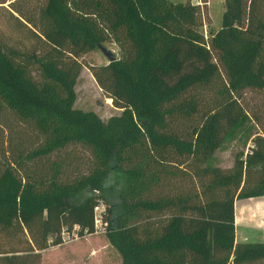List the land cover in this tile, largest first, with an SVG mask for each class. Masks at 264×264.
<instances>
[{
    "label": "trees",
    "instance_id": "trees-1",
    "mask_svg": "<svg viewBox=\"0 0 264 264\" xmlns=\"http://www.w3.org/2000/svg\"><path fill=\"white\" fill-rule=\"evenodd\" d=\"M22 1L10 6L31 43L0 40V109L41 141L0 163V264L39 257L63 226L93 232L100 203L122 264L264 261V241H237L235 223L238 200L264 195V118L243 102L264 88V0H225L210 35L207 0H46L37 12ZM107 40L120 57L89 65L121 108L104 120L74 104L81 57ZM248 118V151L209 163ZM77 145L91 165L70 176V154L54 156Z\"/></svg>",
    "mask_w": 264,
    "mask_h": 264
},
{
    "label": "rangeland",
    "instance_id": "rangeland-1",
    "mask_svg": "<svg viewBox=\"0 0 264 264\" xmlns=\"http://www.w3.org/2000/svg\"><path fill=\"white\" fill-rule=\"evenodd\" d=\"M0 0V40L7 46L22 47L30 44L26 28L17 27L18 21L14 16H19L10 6L12 0ZM46 0H23L24 9L37 12ZM185 1V0H172ZM206 20L201 31L206 35L217 31L223 21L225 0H207ZM15 14V15H13ZM103 44L120 57L119 45L111 40ZM81 60L85 63L77 78L75 89L77 98L75 107L82 110H93L102 119L107 120L113 114H120L121 108L108 101V97L95 80L89 65L108 62L107 56L99 48L85 53ZM244 104L259 112L264 118V88L248 89L244 94ZM259 126L250 118L231 132L229 137L214 151L209 163L219 166H231L239 152H247L253 145V137ZM41 141L30 124L22 122L8 109H0V163L15 158L21 159L26 150L36 147ZM70 154L71 163L65 161V168L70 176L81 172H88L91 165L92 153L85 147L69 146L60 155ZM22 155V156H21ZM53 157V158H54ZM261 227H258V229ZM255 229L257 236L252 241H259L262 230ZM2 240H6L0 236ZM53 237L48 241L47 247L39 252V257L32 256L26 264H122V256L118 249L109 241L106 231L80 236L63 244L52 243ZM264 264V261L259 262Z\"/></svg>",
    "mask_w": 264,
    "mask_h": 264
},
{
    "label": "crops",
    "instance_id": "crops-1",
    "mask_svg": "<svg viewBox=\"0 0 264 264\" xmlns=\"http://www.w3.org/2000/svg\"><path fill=\"white\" fill-rule=\"evenodd\" d=\"M235 223L237 241H252L258 227L262 230L259 241H264V195L238 200Z\"/></svg>",
    "mask_w": 264,
    "mask_h": 264
},
{
    "label": "built area",
    "instance_id": "built-area-1",
    "mask_svg": "<svg viewBox=\"0 0 264 264\" xmlns=\"http://www.w3.org/2000/svg\"><path fill=\"white\" fill-rule=\"evenodd\" d=\"M104 211L105 205L100 203L94 207V231L91 233L84 232L81 233V226L79 224H75L72 228H68L67 226H63L61 230V242L58 244H63L72 239H79L80 236H85L93 233H100L107 230L108 222L104 219Z\"/></svg>",
    "mask_w": 264,
    "mask_h": 264
},
{
    "label": "water",
    "instance_id": "water-1",
    "mask_svg": "<svg viewBox=\"0 0 264 264\" xmlns=\"http://www.w3.org/2000/svg\"><path fill=\"white\" fill-rule=\"evenodd\" d=\"M98 48L100 50H102V52L107 56L109 61H113L118 59L119 57L115 54L114 51H112L111 49L107 48L103 43H100L98 45Z\"/></svg>",
    "mask_w": 264,
    "mask_h": 264
}]
</instances>
